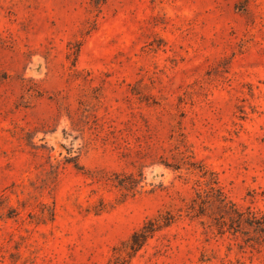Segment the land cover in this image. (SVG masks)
<instances>
[{
	"label": "rangeland",
	"instance_id": "rangeland-1",
	"mask_svg": "<svg viewBox=\"0 0 264 264\" xmlns=\"http://www.w3.org/2000/svg\"><path fill=\"white\" fill-rule=\"evenodd\" d=\"M231 204L264 217V0H0V264L156 218L130 264H264Z\"/></svg>",
	"mask_w": 264,
	"mask_h": 264
},
{
	"label": "trees",
	"instance_id": "trees-1",
	"mask_svg": "<svg viewBox=\"0 0 264 264\" xmlns=\"http://www.w3.org/2000/svg\"><path fill=\"white\" fill-rule=\"evenodd\" d=\"M119 186L121 187L122 185L120 184ZM122 189L124 188L122 187ZM223 201L224 199L219 200L220 203ZM230 207L234 214L230 219L233 221L232 223L236 224L238 228L241 224H245L257 234V236L250 237L248 235L249 232H243L248 235L247 241H253L257 245L264 244V217L257 219V216L248 209L245 213H239L234 204H231ZM169 223L170 218L148 220L141 228L132 233L126 241L120 243L118 247L113 249V254L106 264H130L136 253L142 250L153 234L162 227H167Z\"/></svg>",
	"mask_w": 264,
	"mask_h": 264
}]
</instances>
